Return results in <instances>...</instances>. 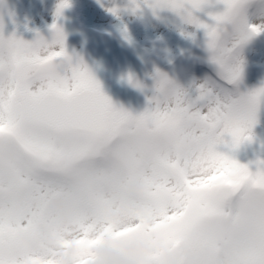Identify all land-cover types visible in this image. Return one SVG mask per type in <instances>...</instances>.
I'll return each instance as SVG.
<instances>
[{
	"label": "snow or ice",
	"instance_id": "obj_1",
	"mask_svg": "<svg viewBox=\"0 0 264 264\" xmlns=\"http://www.w3.org/2000/svg\"><path fill=\"white\" fill-rule=\"evenodd\" d=\"M187 2L154 6L184 8L185 22L205 29L214 74L189 94L156 71L149 103L135 115L114 106L65 52L55 23L47 39L0 35V264H59L28 242L47 223L53 193L72 206L66 222L51 224L61 245H75L71 264H89L105 236L125 238L135 264H264V166L249 171L230 155L249 138L264 84L239 92V67L225 61L264 30V0H221L212 25L189 10L204 0ZM65 6L60 0L57 14ZM234 6L241 24L218 43ZM57 61L55 74L35 71ZM133 174L135 192L123 186Z\"/></svg>",
	"mask_w": 264,
	"mask_h": 264
},
{
	"label": "rangeland",
	"instance_id": "obj_2",
	"mask_svg": "<svg viewBox=\"0 0 264 264\" xmlns=\"http://www.w3.org/2000/svg\"><path fill=\"white\" fill-rule=\"evenodd\" d=\"M60 0H0V35L37 30L44 38L50 35L55 23L64 33L63 47L75 60L79 58L93 76L82 51L70 33L76 22L85 28L127 39L147 47L148 57L136 81L142 87H132L114 106L133 115L148 105L152 95L154 74L164 72L181 87L194 94L190 85L198 84L207 76L197 70L206 67L214 74V65L206 57L205 29L183 19L184 8L172 10L154 6L155 0H66V6L57 14ZM223 8L221 0H204L198 9H189L191 15L206 25L214 23L212 14ZM94 78V76H93ZM264 84V30L252 35L241 48L240 74L236 85L240 92ZM235 85V86H236ZM248 139L242 140L230 155L237 163L255 171L257 161L264 166V103L257 108L255 122L248 130ZM224 151L223 145L217 146Z\"/></svg>",
	"mask_w": 264,
	"mask_h": 264
},
{
	"label": "clouds",
	"instance_id": "obj_3",
	"mask_svg": "<svg viewBox=\"0 0 264 264\" xmlns=\"http://www.w3.org/2000/svg\"><path fill=\"white\" fill-rule=\"evenodd\" d=\"M241 19L242 17L239 8L234 6L229 15L227 25L221 26L218 31V43L224 39L226 34L235 32L239 28ZM246 42L247 40L238 47L233 48L225 57V61L228 64L237 65L239 67V74L241 48ZM205 50L208 56L209 51L206 49V47ZM61 67L62 62L57 61L53 64L40 66L39 68L35 69V71L55 74L60 70ZM159 75H162L164 78H166L167 82H175L164 72L159 71ZM156 78H158L157 73L154 74V79ZM238 79L236 83L238 82ZM133 81L139 83L135 80V78H133ZM123 186L129 191L135 192L140 188V180L138 176L134 174L129 175L124 180ZM71 211L72 206L65 201V198L61 194H51L46 202V214L48 217L47 223L29 234L28 242L30 248L40 256L53 255L59 264H71L72 256L76 250L75 245H61L60 233L51 227L54 217H58L61 222H66ZM89 264H135V259L132 255V246L125 242V238L117 240L105 236L91 247Z\"/></svg>",
	"mask_w": 264,
	"mask_h": 264
},
{
	"label": "water",
	"instance_id": "obj_4",
	"mask_svg": "<svg viewBox=\"0 0 264 264\" xmlns=\"http://www.w3.org/2000/svg\"><path fill=\"white\" fill-rule=\"evenodd\" d=\"M71 30L82 45L100 91L113 104L130 85L129 77L133 79L140 70L147 50L110 36L90 34L76 24Z\"/></svg>",
	"mask_w": 264,
	"mask_h": 264
}]
</instances>
